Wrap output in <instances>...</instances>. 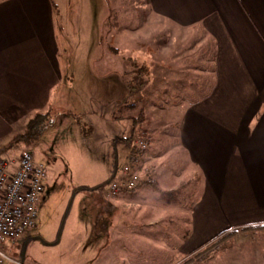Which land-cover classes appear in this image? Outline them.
<instances>
[{"label": "crops", "instance_id": "obj_1", "mask_svg": "<svg viewBox=\"0 0 264 264\" xmlns=\"http://www.w3.org/2000/svg\"><path fill=\"white\" fill-rule=\"evenodd\" d=\"M142 3L148 17L125 30L129 39L148 42L133 71L142 75L155 66V85L152 73L146 80L158 102L183 108L172 129L155 136L144 128L145 152L130 170L165 184L161 192L187 186L194 201L186 240L192 239L193 249L232 231H263L264 0ZM56 8L54 0H0V159L27 121L46 113L70 84L68 66L62 69L60 61L69 31ZM140 94L135 99L143 104L146 93ZM150 140L156 146L147 151ZM147 188L128 192V207L141 208Z\"/></svg>", "mask_w": 264, "mask_h": 264}, {"label": "rangeland", "instance_id": "obj_2", "mask_svg": "<svg viewBox=\"0 0 264 264\" xmlns=\"http://www.w3.org/2000/svg\"><path fill=\"white\" fill-rule=\"evenodd\" d=\"M54 2L56 17L69 31L60 61L71 81L46 112L50 125L4 154L18 158L29 151L44 170L45 191L35 226L15 245L5 243L3 264H264V230L193 249L192 239L186 240L194 201L187 186L171 195L147 188L141 208L128 207V193L113 192L112 184L121 186L129 177L124 168H129L130 150L146 142L144 128L155 136L172 129L183 106L158 102L157 90L146 80L152 73L155 85V66L148 74L133 71L140 68L138 53L148 42L129 39L125 30L148 17L143 0ZM141 92L146 93L143 104L135 99ZM139 114L142 122L134 120ZM155 146L150 140L147 151ZM178 163L183 165L181 157Z\"/></svg>", "mask_w": 264, "mask_h": 264}, {"label": "built area", "instance_id": "obj_3", "mask_svg": "<svg viewBox=\"0 0 264 264\" xmlns=\"http://www.w3.org/2000/svg\"><path fill=\"white\" fill-rule=\"evenodd\" d=\"M142 148L144 143L139 142ZM129 177L126 187L133 189L139 176L130 168H124ZM44 170L34 163L29 151H22L16 162L0 159V245L13 243L27 229L35 226L37 205L43 195ZM114 193L119 190L117 183L112 184ZM6 259L0 248V264Z\"/></svg>", "mask_w": 264, "mask_h": 264}, {"label": "trees", "instance_id": "obj_4", "mask_svg": "<svg viewBox=\"0 0 264 264\" xmlns=\"http://www.w3.org/2000/svg\"><path fill=\"white\" fill-rule=\"evenodd\" d=\"M138 118L140 119L138 121L142 122L143 119H142L141 114H139V116L137 118H135L134 120H137ZM50 123H51V119L49 117V114L38 113V114L34 115L33 117H31L27 121L25 132L21 135L14 136L10 140L6 149H9V150L14 149L20 142L30 143L31 141L36 139L44 131V129L50 125ZM121 140L123 142H127L129 139L128 138H121ZM144 152H145L144 149H142V147L140 148L138 144L136 146L132 147V149L130 150L129 156H128L129 168H133L135 166L136 162L140 160V158ZM144 185H149L150 187H152V189L159 191V189H158V187L154 181L150 182L148 179H141L140 178L139 181L137 182L136 186L133 189H128L126 187V184H122L121 186H119V190L117 192L128 193V192L134 190L135 188L141 187ZM163 193L171 195V193H166V192H163ZM41 198H42V196H41ZM248 230H250V229H243L241 231H248ZM236 233H237V231H232V232L226 234L224 238H226L228 236H232ZM194 262H195V260H193L192 263H194ZM190 263H191V261L188 260V261L184 262L183 264H190Z\"/></svg>", "mask_w": 264, "mask_h": 264}]
</instances>
